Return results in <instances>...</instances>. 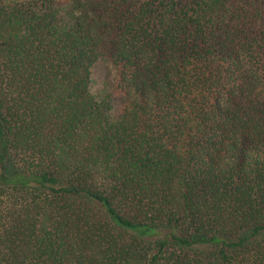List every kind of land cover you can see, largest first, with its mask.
I'll return each instance as SVG.
<instances>
[{
	"label": "trees",
	"instance_id": "1",
	"mask_svg": "<svg viewBox=\"0 0 264 264\" xmlns=\"http://www.w3.org/2000/svg\"><path fill=\"white\" fill-rule=\"evenodd\" d=\"M0 264H264V0H0Z\"/></svg>",
	"mask_w": 264,
	"mask_h": 264
},
{
	"label": "rangeland",
	"instance_id": "2",
	"mask_svg": "<svg viewBox=\"0 0 264 264\" xmlns=\"http://www.w3.org/2000/svg\"><path fill=\"white\" fill-rule=\"evenodd\" d=\"M19 1V0H9ZM114 82L113 73L106 61H100L92 68V82L91 90L97 98L108 97L112 103V113L118 115L122 96L119 92L113 90L112 84Z\"/></svg>",
	"mask_w": 264,
	"mask_h": 264
}]
</instances>
